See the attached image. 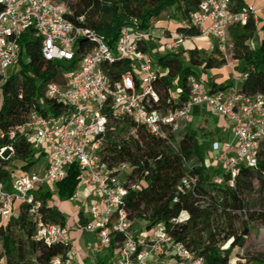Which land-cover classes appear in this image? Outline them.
Returning <instances> with one entry per match:
<instances>
[{"label":"built area","instance_id":"built-area-1","mask_svg":"<svg viewBox=\"0 0 264 264\" xmlns=\"http://www.w3.org/2000/svg\"><path fill=\"white\" fill-rule=\"evenodd\" d=\"M0 74L2 80L14 67L21 51L20 37L24 32L40 41V54L45 61L61 62L57 80L45 87L44 96L61 107L54 112L46 108L30 111L26 122L9 131L8 137L22 135L30 143L34 158L43 156L35 172L16 175L9 172L10 184L0 180V223L9 217L15 200L28 205L34 221L33 238L47 245H68V226L47 221L39 210L41 202L33 192L44 183L56 184L65 179L73 164L79 171V182L68 201L83 198L87 203L88 218L76 230L96 236V250L105 249L116 234L122 239L110 264H149L162 249L169 248L179 264H203L201 256L174 242L163 224H156L149 234L138 239L131 234L133 221L127 217L125 198L128 189L124 182L127 164L110 168L100 158V148L112 119L129 118L143 126L150 134L169 138L176 148L182 134L188 129L190 114L195 108L205 109L228 121L230 136L214 151V159L232 184L240 166L257 168L264 148V93L246 94L240 90L246 76L232 74L224 88H207L200 77H187L188 99L182 107L157 109L151 102L158 97L152 83L166 69L159 67L151 52L142 50L150 46L153 52L164 54L180 49L186 42L202 40L209 53H218L229 66L231 59L228 29L244 25L249 17L256 20V11L248 6L232 10L230 0H200L190 12L184 26L196 29L195 34L168 31L158 25L161 33L152 28H140L132 19L121 28L117 41L111 47L92 28L84 25V16L70 17L73 11L69 0H0ZM167 18H170L167 16ZM151 25V24H150ZM188 59V53L184 52ZM128 60L132 70L112 78L105 66ZM66 65V66H65ZM176 97V92H171ZM45 108V105L41 106ZM3 133L0 131V137ZM13 154L11 146L0 148ZM221 175L213 178L215 183ZM197 182L195 175L184 177L178 191L190 190ZM176 200V198L174 199ZM187 218L181 213L174 222ZM35 264H42L33 259ZM48 264H73L70 256H54ZM264 264V262H263Z\"/></svg>","mask_w":264,"mask_h":264},{"label":"trees","instance_id":"trees-1","mask_svg":"<svg viewBox=\"0 0 264 264\" xmlns=\"http://www.w3.org/2000/svg\"><path fill=\"white\" fill-rule=\"evenodd\" d=\"M199 1L69 0L73 11L70 18L77 23L76 17L83 15V24L112 47L121 28L129 25L132 19L138 20L140 28L144 29L170 9L175 10L170 15L175 30L195 34L196 29L182 25L180 20H188ZM242 6H247L244 0H230L232 10ZM258 30L264 32V21L252 17L244 25L236 24L228 29L232 40L231 59L239 61L237 75H246L240 84V90L246 94L264 93V35L257 38L255 47L249 44ZM19 43L21 51L17 64L9 69L5 79L2 80L0 74V131L3 133L0 147L11 146L13 155L25 162L21 169L27 171L35 164L36 169L39 168L43 156L34 158L31 145L24 136L17 134L10 139L8 133L23 125L34 108L43 112L46 108L60 111L61 107L44 93L46 85L57 80L64 64L45 61L40 54V41L30 31L21 35ZM184 46L182 50L164 54L153 52L149 45L140 47L151 52L155 63L167 71L152 83L158 97L157 102H151L152 107L161 110L182 107L189 95L187 77L191 74L200 77L196 68L206 71L225 65L216 52H205L189 42ZM183 52L188 53L187 60L183 58ZM105 70L112 78H118L132 69L128 60H120L106 65ZM209 85L213 90L227 84ZM172 91L176 92L175 98L171 97ZM42 105L46 107L42 108ZM193 114H201V110L195 108ZM169 138L156 137L129 118L111 120L99 154L110 168L123 163L128 165L123 178L128 189L125 198L127 217L132 221L143 220L145 231L163 224L173 241L181 242L201 256L203 264H263L264 254L244 255L241 252L252 226L264 227V148L257 168L240 166L230 184L228 175L220 167L208 171L198 155L197 139L190 125L176 148L170 145ZM195 158L201 163L194 161ZM6 166L7 162L0 158V180L9 188ZM187 175H195L197 182L190 190L178 191L177 187ZM217 175L223 177L219 183L213 181ZM78 182L79 171L73 164L65 179L55 184L60 200L69 199ZM33 194L41 202L39 210L45 220L66 225L64 214L50 205L47 192L41 188ZM181 213H186L187 218L174 222ZM78 216L79 225L84 224L86 218L81 209ZM34 232L35 224L28 213V205L15 200L9 218L0 223L1 255L5 257V264H35L33 259L48 264L54 256H69V244L47 245L34 239ZM121 239L120 234L114 235L107 247L113 259Z\"/></svg>","mask_w":264,"mask_h":264},{"label":"rangeland","instance_id":"rangeland-1","mask_svg":"<svg viewBox=\"0 0 264 264\" xmlns=\"http://www.w3.org/2000/svg\"><path fill=\"white\" fill-rule=\"evenodd\" d=\"M244 2L247 6L256 9V20L264 19V16H263L264 11H261V8H263L264 6V0H244ZM174 12H175L174 9H170L162 13L160 17H158L157 19L151 22L150 27L152 28V32L155 35L160 34L161 29L160 27L157 28L154 26H156V24H159L163 20V18L167 19L165 17L166 15L170 16L171 13H174ZM168 29L169 31L175 30V26L172 21L168 23ZM258 36H259L258 32H255L253 39L249 41V44L252 47L256 46L257 44L256 40ZM189 43L196 45L198 48L202 49L205 52L208 51L206 43L202 41L201 39L196 40L194 42H189ZM185 44H183V46L180 48L181 50L184 49ZM229 44L232 45L231 39H229ZM182 56L185 59L184 55ZM238 65H239V61L233 60L230 62V65L228 67L222 66L219 69H215V71L213 72L211 70L200 71V68H196V70H197V73H199V76L202 82L204 83V85L207 88H210L209 83H215L214 80L216 79H217L216 80L217 83H220V82H222L223 84L229 83L231 80L232 74L238 73L239 71ZM226 124L228 125L227 120L221 119L220 116L213 114L211 111L202 112V114H193V112H191L190 114L189 125H190V129L195 133V136L197 139L198 155L206 164L209 172H213L219 168L218 163L214 159V151L221 146L222 141L225 138H228L230 136V133H229L228 128L226 127ZM6 152L7 151L3 153V157H4L3 160L7 162L6 170L8 172L13 171L15 172L16 175H21L24 172H35L38 170V168L36 169L37 167L36 164L30 167L27 171L21 169L22 167H24L25 162L22 160H19L13 154L7 155ZM194 161H198V163L199 162L201 163V161L197 160V158H195ZM42 191L47 192L50 195V199H49L50 204L57 207L64 214L66 218V224L69 226V228L70 229L76 228L78 226L77 212L80 209L79 204H78L80 200L76 199V201L74 202L68 201V200L64 201L63 203L59 202L60 198L58 196L55 184H49L47 182L42 185ZM82 211L85 213L86 216H88L87 206H84L82 208ZM8 218L9 217H7L4 221H6ZM144 226H145V223L143 220H134L132 223L131 234L134 236H141L139 232L144 231ZM75 239H80V243L83 242L85 246H89L90 253H93L94 255L97 253L99 256L104 255L105 250L98 252L96 250V243L87 244L86 242H84L85 241L84 237L81 234L80 236L79 235L75 236ZM224 247H226V245H224ZM2 248H3V241L0 238V255L2 253ZM171 252L172 251L170 249L163 251L161 254L154 256L149 262V264H173L175 262L176 264H178L179 261L177 257ZM241 253L244 255H247V254L257 255L258 253L264 254V227H262L259 224H255L254 226H252L249 236L247 237L244 249L242 250ZM0 264H5L4 255L0 256Z\"/></svg>","mask_w":264,"mask_h":264},{"label":"crops","instance_id":"crops-1","mask_svg":"<svg viewBox=\"0 0 264 264\" xmlns=\"http://www.w3.org/2000/svg\"><path fill=\"white\" fill-rule=\"evenodd\" d=\"M252 9L256 11V9H254V8H252ZM261 11H264V6H263V8H261ZM167 16L168 15H166L165 17L167 18ZM263 16H264V14H263ZM167 19L163 18V20L158 25H166L167 29H168V23L171 21V18H167ZM259 21L263 22L264 19L259 20ZM257 32H258V35H259L258 37H261L262 35H264V32H262V31L258 30ZM223 67H227V66H223ZM211 71L213 72V71H215V69H212ZM216 80H214V82L216 84H218L216 82ZM202 112H207V111L205 109H203V110H201V114H202ZM79 200H80V202L78 204H79L80 209L82 210V208L84 206H86L87 202L83 198H81ZM64 201H66V200H64ZM64 201L63 200H59V202H61V203H63ZM50 205L54 206L52 204H50ZM79 210H78V212H79ZM78 212H77V215H78ZM83 216L86 219L88 218V216H86L84 212H83ZM79 224H80V219H79V216H78V226H79ZM66 226H68V225L66 224ZM75 229L76 228L70 229V231H69V233L67 235L68 243L70 245L69 256L72 258L73 264H100L101 262H103L105 264H110L112 262L113 258L110 257V254H109L110 252H109V250L107 248L108 246L105 249H103V250H105V253L102 256H99L96 252H95L96 253L95 255L93 253H90V247L89 246H85L83 244V242L80 243V239H75V236H77V235L80 236V234H81L84 237V240H85L84 242H86L87 244L96 243V236L94 234L80 232V231L75 230ZM149 232H150V230L149 231H145L144 230V231H140L139 232V234L141 236H134V235L133 236L138 238V239H142V238L146 237L149 234ZM167 249H169V248L162 249V251L159 254H161L163 251H165ZM171 253L174 254L173 252H171ZM173 264H176V262L173 263Z\"/></svg>","mask_w":264,"mask_h":264}]
</instances>
